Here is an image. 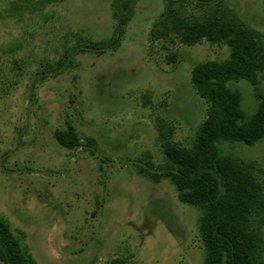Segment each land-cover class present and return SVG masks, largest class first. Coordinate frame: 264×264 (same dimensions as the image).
<instances>
[{
    "label": "rangeland",
    "instance_id": "rangeland-1",
    "mask_svg": "<svg viewBox=\"0 0 264 264\" xmlns=\"http://www.w3.org/2000/svg\"><path fill=\"white\" fill-rule=\"evenodd\" d=\"M226 2L264 42V0ZM110 3L66 0L1 25L0 217L26 234L38 264H203L199 210L147 170L165 164L158 122L174 143L189 146L209 108L191 83L192 68L228 59L229 48L152 44L165 0H140L120 34ZM113 38L119 45L103 50ZM260 81L264 90V69ZM230 86L255 114L254 88ZM68 125L94 148L59 146L54 133ZM223 150L252 163L264 181V140Z\"/></svg>",
    "mask_w": 264,
    "mask_h": 264
},
{
    "label": "trees",
    "instance_id": "trees-1",
    "mask_svg": "<svg viewBox=\"0 0 264 264\" xmlns=\"http://www.w3.org/2000/svg\"><path fill=\"white\" fill-rule=\"evenodd\" d=\"M65 1L0 0V27L31 20ZM139 1L111 0L118 33L123 34L133 20ZM149 39L152 44L194 47L206 41L229 48L228 59L193 66L191 83L209 106L207 117L188 147L174 143L171 128L158 122L165 164L158 173L147 170V174L154 180L161 175L175 188L181 203L199 210L203 264H264V181L254 173L252 163L223 150L225 145L238 144L252 148L264 140L261 35L252 31L226 0H165L164 12L153 24ZM118 45V38L107 39L101 48L115 49ZM77 49L84 51L80 46ZM167 59L175 63L177 55ZM239 82L255 90L257 107L252 116L243 109L241 91L230 86ZM54 137L59 146L71 151L95 146L94 140L84 144L71 125L57 130ZM90 153L94 155V151ZM26 237L22 231L16 235L0 217V263L38 264ZM113 264L126 262L117 259Z\"/></svg>",
    "mask_w": 264,
    "mask_h": 264
}]
</instances>
